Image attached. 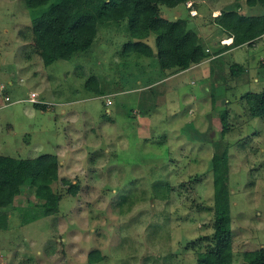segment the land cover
Segmentation results:
<instances>
[{
	"label": "rangeland",
	"instance_id": "obj_1",
	"mask_svg": "<svg viewBox=\"0 0 264 264\" xmlns=\"http://www.w3.org/2000/svg\"><path fill=\"white\" fill-rule=\"evenodd\" d=\"M223 1L200 0L199 17L184 8L190 28L207 30L200 42L209 54L224 30L200 21ZM239 1V11L264 27V4ZM51 3L30 9L24 0H0V88L10 97H0V154H57L59 176L80 188L70 194L58 180L47 197L23 186L14 201L20 209L12 208L9 227L0 229V264H197L188 242L213 232L212 140L225 107L232 124V264H243L244 251L264 245V118H250L242 101L248 90H264V32L253 44L165 76L157 57L124 53L133 40L126 21L100 22L88 50L46 65L30 22ZM161 6L169 17L171 7ZM148 42L156 49L155 33ZM234 63L244 67L240 74H232ZM94 75L101 94L85 87ZM33 92L36 101L28 100ZM155 182L171 189L156 191ZM121 192L130 196L123 208ZM34 204L58 211L24 221L21 207ZM96 248L104 257L90 262Z\"/></svg>",
	"mask_w": 264,
	"mask_h": 264
},
{
	"label": "trees",
	"instance_id": "obj_2",
	"mask_svg": "<svg viewBox=\"0 0 264 264\" xmlns=\"http://www.w3.org/2000/svg\"><path fill=\"white\" fill-rule=\"evenodd\" d=\"M52 1L49 9L32 14V33L34 47L42 56L46 65L58 59H70L76 52H85L95 41L100 22H127V31L133 40L124 44V53L134 52L145 57H157L159 66L165 76L187 69L209 57V51L200 42L196 30L188 26V19L179 17L168 19L162 16L160 6L175 7L181 3L198 0H24L26 6L35 9ZM249 5L264 4V0H245ZM240 1L233 7L225 8L214 17L215 22L228 35L233 37L229 47L244 43H253L255 38L264 32V27L246 14L239 11ZM155 33L156 49L148 42ZM218 52V51H215ZM244 67L237 63L231 66L232 74H240ZM93 83V84H91ZM90 91L103 93L97 76H90L86 83ZM247 114L250 118H264V90L247 91L242 96ZM214 102V100H213ZM36 107L46 108V104L35 103ZM228 108L221 113L222 129L218 137L212 140L214 152L211 158V171L214 186L213 232L194 238L188 247L196 251L197 264H232L234 261V233L231 212L230 188V146L228 132L232 128ZM255 130L252 135L259 136ZM252 135L243 139L248 144ZM249 140H246V139ZM250 144V143H249ZM60 158L57 154L43 153L36 157H14L0 154V229L9 227L11 209L15 198L26 187L36 194L52 197L56 193L58 180L67 184V191L76 195L80 183L59 176ZM156 191L170 190L169 183L155 182ZM159 188V189H158ZM118 205L130 197L122 192ZM132 197V196H131ZM30 206V205H29ZM23 206L24 221L28 222L58 211V206L32 205ZM11 207V208H10ZM89 261L103 259L98 248L88 252ZM243 264H264V245L243 252ZM2 264H27L24 262H3Z\"/></svg>",
	"mask_w": 264,
	"mask_h": 264
},
{
	"label": "crops",
	"instance_id": "obj_3",
	"mask_svg": "<svg viewBox=\"0 0 264 264\" xmlns=\"http://www.w3.org/2000/svg\"><path fill=\"white\" fill-rule=\"evenodd\" d=\"M236 2V0H227L226 2H221V3H217L216 5H214V6H212V9L210 10V17H209V14H208V16L207 17H204V18H202V20L200 21V23H201V25H204V24H207V25H209V27L211 26V27H216V28H218V27H220V26H218V24L215 22V18L214 17H216V16H218L220 13H221V11L223 10V9H225V8H228L230 5H233V3H235ZM193 3V2H192ZM198 3H200V0L199 1H197V3L196 4H192V8H196V10H197V15L196 16H193V17H199V16H201V12H202V7H198ZM168 7V6H167ZM170 8V7H169ZM187 10V12H188V14H189V17L190 16H192L191 14H190V9H191V7L190 6H188V4L187 3H181V4H179V5H177V6H175V7H171V9L170 10H168V11H170L169 13H171V15H169V17H166V15L167 14H164L165 13V11H167L165 8H163L162 6H160V12H161V15L162 16H164V17H166V18H168V19H177V18H181V17H184V18H186V19H188L187 17H185L186 16V14H185V9ZM162 12H163V14H162ZM188 20H190V19H188ZM210 27V28H211ZM204 29V28H203ZM206 31V33L204 34V33H200V32H198V34H199V36H200V40H201V38L202 37H208L207 35H208V32H207V30H205ZM233 41V37L232 36H230V35H228L225 31L223 32V31H221V33L217 36V38H216V45H215V49H214V52L211 54L210 53V55H209V57H207L205 60H203L202 62H200V63H197V64H193L191 67H189V68H187V69H184V70H181V71H178L177 73H174V74H178V73H180V72H183V71H187L188 69H190V68H192V67H196V66H199V65H201V64H203V63H207V62H212V61H214V60H216L218 57H221V56H223V55H227V54H229V53H232L233 52V50H236V49H239V48H241L242 46H244V45H246V44H248V43H244V44H242V45H239V46H236V47H229V44L231 43ZM254 43V42H253ZM252 43V44H253ZM207 48V50L209 51V52H211V51H213L211 48H209L208 46L206 47ZM215 51H218V52H215ZM263 63H264V60L262 61ZM173 74V75H174ZM171 76V75H170ZM37 97V96H36ZM59 156V155H58Z\"/></svg>",
	"mask_w": 264,
	"mask_h": 264
},
{
	"label": "built area",
	"instance_id": "obj_4",
	"mask_svg": "<svg viewBox=\"0 0 264 264\" xmlns=\"http://www.w3.org/2000/svg\"><path fill=\"white\" fill-rule=\"evenodd\" d=\"M187 4H188V6L191 7L190 14L192 16H196L197 15V10H196V8H192V4H193L192 1H188ZM36 96H37V93L33 92L31 94V97L28 98V100L36 101L37 100ZM0 97L3 98L5 101H9L10 100L9 95H4V92H3V90H1V88H0ZM111 102H112V100L110 98H107V103H111Z\"/></svg>",
	"mask_w": 264,
	"mask_h": 264
}]
</instances>
